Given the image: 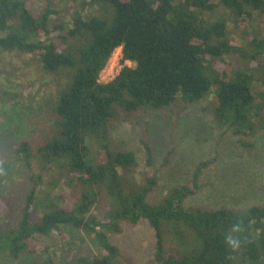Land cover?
I'll use <instances>...</instances> for the list:
<instances>
[{"label": "trees", "instance_id": "obj_1", "mask_svg": "<svg viewBox=\"0 0 264 264\" xmlns=\"http://www.w3.org/2000/svg\"><path fill=\"white\" fill-rule=\"evenodd\" d=\"M59 1L35 9L32 0H0V53L30 55L29 63L56 88L46 104V130L15 148V158L30 170L35 160L38 172L30 176L16 222L0 228V254L18 264H56L41 237L63 226L82 231L98 252L62 258V264H138L110 236L146 220L155 247L145 264H264V205L185 207L183 199L197 190L194 179L192 190L174 186L150 200L156 178L139 181L135 154L108 143L109 130L138 111L179 115L205 100L218 129L245 137L264 129V63L257 60L264 37L243 24L254 13L264 16V0H220L228 11L221 15L210 0ZM62 12L67 21L53 18ZM117 48L121 68L100 82ZM5 95L20 97L15 90ZM4 137L0 131V218H8L7 182L14 183L1 155ZM145 147L150 162L152 150ZM57 182L64 189L56 198L42 189ZM36 209L41 216L31 221Z\"/></svg>", "mask_w": 264, "mask_h": 264}, {"label": "rangeland", "instance_id": "obj_2", "mask_svg": "<svg viewBox=\"0 0 264 264\" xmlns=\"http://www.w3.org/2000/svg\"><path fill=\"white\" fill-rule=\"evenodd\" d=\"M45 1L32 0L31 6L40 8ZM218 5L217 15L223 11L220 0H210ZM63 1H61V4ZM59 6H56L58 9ZM96 9V8H95ZM69 19L65 12L53 16L54 19ZM246 21V20H245ZM249 31L264 37V16L256 13L243 23ZM230 25V22H229ZM233 31H235L233 29ZM232 43H238L232 33ZM30 55L0 53V131L6 133L1 148L2 158L8 159L13 169V184L7 182L9 207L8 218H0V228H8L17 220L30 189V176L37 174L35 160L31 170L15 158V148L23 139L33 142L42 135L47 115V101L55 92V87L48 84L43 73L29 61ZM121 48H117L100 74V82H108L117 75L122 65ZM264 63V53L258 57ZM27 65H26V64ZM131 66V62L125 61ZM16 67L13 77L9 75ZM9 76V77H8ZM51 78L53 76H50ZM55 82L56 79L52 78ZM15 90L20 94L15 100L7 98L5 92ZM4 93V94H3ZM110 148L132 151L136 157L135 177L140 181L143 176L156 178V189L150 200L164 196L174 186H186L197 190L183 199L185 207L201 205L207 208L227 207L246 209L254 205H264V129L253 136H235L228 128L218 129L213 122L208 100L190 106L179 115L169 112L138 111L128 123L114 125L108 132ZM247 141L253 147L242 145ZM146 145L152 150L148 162ZM97 145H92L93 152ZM42 189L53 191L56 198L63 183H56L54 188L42 185ZM40 188V187H39ZM51 188V189H50ZM100 208L92 209L98 215ZM41 213L34 210L31 221L39 220ZM111 242L138 264H145L152 259L155 247L154 231L146 220L137 225H123L122 231L110 236ZM49 252L57 257L56 264H62V258H71L80 254H96L95 243L77 229L61 226L49 236L41 237ZM0 264H18L10 257L0 254Z\"/></svg>", "mask_w": 264, "mask_h": 264}, {"label": "clouds", "instance_id": "obj_3", "mask_svg": "<svg viewBox=\"0 0 264 264\" xmlns=\"http://www.w3.org/2000/svg\"><path fill=\"white\" fill-rule=\"evenodd\" d=\"M239 230V226H237L236 228L233 229V231H238ZM227 243H229L231 246L235 247L236 246V241L233 240L231 237L228 238Z\"/></svg>", "mask_w": 264, "mask_h": 264}]
</instances>
